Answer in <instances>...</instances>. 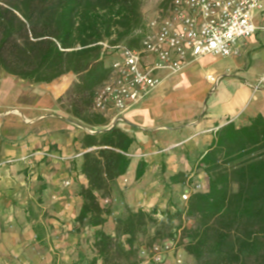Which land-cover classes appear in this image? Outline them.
Masks as SVG:
<instances>
[{
    "label": "crops",
    "instance_id": "1",
    "mask_svg": "<svg viewBox=\"0 0 264 264\" xmlns=\"http://www.w3.org/2000/svg\"><path fill=\"white\" fill-rule=\"evenodd\" d=\"M255 22L264 23V0ZM187 60L176 72H159L150 95L120 114L111 112L104 117L109 124L96 131L59 102L76 80L72 73L42 84L0 70V264H72L92 255L98 228L76 220L83 204L79 188L88 187L82 172L86 133L117 126L135 138L127 172L103 199L113 209L101 227L107 233L114 234L115 217L126 207L162 218L165 209L174 211L185 187H208L199 161L218 129L264 116V35L243 40L233 57L188 54ZM140 161L147 167L137 180Z\"/></svg>",
    "mask_w": 264,
    "mask_h": 264
},
{
    "label": "trees",
    "instance_id": "2",
    "mask_svg": "<svg viewBox=\"0 0 264 264\" xmlns=\"http://www.w3.org/2000/svg\"><path fill=\"white\" fill-rule=\"evenodd\" d=\"M144 26L142 0H0V70L42 84L72 73L76 80L59 102L66 101L67 111L81 122L104 127L109 121L92 110L111 73L102 43L139 49ZM134 143L117 126L84 135L88 187L79 188L83 204L76 220L98 229L92 255H80L72 264H141L140 238L151 230L152 242L180 235L192 264H264L263 115L218 129L199 161L206 189L182 206L174 203V211L165 209L162 218L154 210L126 207L115 217L114 234L107 233L101 227L113 210L100 200L127 172ZM146 167L139 162L137 180Z\"/></svg>",
    "mask_w": 264,
    "mask_h": 264
},
{
    "label": "built area",
    "instance_id": "3",
    "mask_svg": "<svg viewBox=\"0 0 264 264\" xmlns=\"http://www.w3.org/2000/svg\"><path fill=\"white\" fill-rule=\"evenodd\" d=\"M262 8L263 0H169L165 9L145 20L139 49L102 43L111 73L98 89L92 110L103 117L126 111L157 88L159 72L184 67L188 54L193 58L238 55L243 40L258 32L264 35V23L255 22ZM208 79L218 82L214 76ZM204 189L194 183L181 200L187 202L191 194ZM184 253L178 239H166L143 248L141 264H185Z\"/></svg>",
    "mask_w": 264,
    "mask_h": 264
},
{
    "label": "rangeland",
    "instance_id": "4",
    "mask_svg": "<svg viewBox=\"0 0 264 264\" xmlns=\"http://www.w3.org/2000/svg\"><path fill=\"white\" fill-rule=\"evenodd\" d=\"M166 3H167V5H166ZM167 6H168V0H142V12H143L145 20L151 18L155 12L160 11L161 9H165ZM62 105L65 108V110L68 109L66 101H64ZM88 126H90V125H88ZM90 127H92V128H88L89 131H96L95 129L97 127H95V126H90ZM193 184L194 183H192L189 187H185L184 190L190 189ZM184 190L181 191V195L184 193ZM101 202L104 203L105 206H112L110 202L108 204H106L103 199L101 200ZM177 203L179 204V206H182V203H184V202L182 200H179ZM123 213L124 212H122V214ZM117 216H119V215H117ZM186 224L191 225V222H186ZM154 232H155L154 230H151L148 235L140 238L139 253L141 252V250L143 248H150L155 243L160 242L159 240L153 241V242L151 241V237L154 235ZM176 239L180 240V235H178ZM179 245H180V242H179ZM172 262H173V258L171 259V263ZM184 262H185V264H192L193 263V259L186 252L184 253Z\"/></svg>",
    "mask_w": 264,
    "mask_h": 264
}]
</instances>
